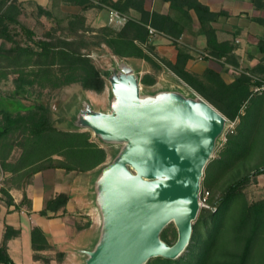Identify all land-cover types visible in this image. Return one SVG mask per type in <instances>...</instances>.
<instances>
[{"label":"trees","instance_id":"trees-1","mask_svg":"<svg viewBox=\"0 0 264 264\" xmlns=\"http://www.w3.org/2000/svg\"><path fill=\"white\" fill-rule=\"evenodd\" d=\"M30 1L34 0H0V82L13 76L12 89H0V168L6 176L1 190L6 203L12 202L4 188L8 183L22 182L19 187L23 201L28 200L30 208L26 188L35 173L57 168L67 173H82L107 161L109 151L93 140L91 132L58 126L50 98L55 91L75 83L85 90L104 91L106 80L93 54L109 50L121 58L147 61L152 71L142 76L144 85H155L158 74L167 67L230 121L239 120L237 129L227 135L219 158H213L205 167L202 183L211 193L207 198L210 207L200 208L186 249L177 258L158 256L146 264H264V197L250 200L245 191L252 179L264 173V165L252 172L243 168L238 177L231 175L239 159L249 157L254 132L259 129L257 118L262 105L257 104L252 110L245 105L253 98V84L258 83L248 73L264 80V37L256 44L261 53L258 63L242 68L235 61L234 65L241 72L228 83L213 69L208 68L202 74L188 70L186 63L191 56L180 47L176 62L160 58L163 65L152 56L154 51L149 44L147 48L141 45L149 42L148 25L178 39L194 12L206 36L209 55L231 61L236 49L234 40H218L214 26L219 17L229 15L224 9L211 10L200 0H162L169 3L171 10V14H162L147 10L145 0H66L80 5L82 10L93 6L115 9L128 17L125 24L118 26L120 28L112 24L91 28L85 25L86 17L82 12L68 15L65 23L56 18L50 7L38 3L37 22L46 17L53 19L57 26L49 28L44 36H36L34 27L21 19L27 10L25 3ZM250 2L255 9L264 12V0ZM255 20L264 25V16ZM14 105L17 107L11 109ZM260 145L264 148L263 138ZM228 179L229 183L221 187ZM70 198L69 192H58L45 199L39 212L46 217L61 215L67 211ZM89 224V221L77 224V229L81 231ZM20 234V228L5 224L0 264H18L9 253L8 242ZM161 238L171 245L177 241L178 231L173 222L162 230ZM31 246L35 260L45 264L52 260L57 264L65 261L66 251L52 244L37 225L31 229Z\"/></svg>","mask_w":264,"mask_h":264},{"label":"water","instance_id":"water-1","mask_svg":"<svg viewBox=\"0 0 264 264\" xmlns=\"http://www.w3.org/2000/svg\"><path fill=\"white\" fill-rule=\"evenodd\" d=\"M105 52L109 58L99 67L109 82L108 106L93 108L85 98L58 125L91 132L109 151L92 170L89 201L100 221L94 245L79 250V264L177 258L189 244L205 167L229 119L177 76L171 86H146L140 60L135 68L131 59ZM172 222L178 238L171 245L161 232Z\"/></svg>","mask_w":264,"mask_h":264},{"label":"crops","instance_id":"crops-1","mask_svg":"<svg viewBox=\"0 0 264 264\" xmlns=\"http://www.w3.org/2000/svg\"><path fill=\"white\" fill-rule=\"evenodd\" d=\"M27 1V0H23ZM38 1L39 4L48 7L47 3L49 0H34ZM96 1V0H95ZM201 2L209 5L211 10L219 11L224 9L228 11V16H221L219 19L214 22V26L217 30L218 40H234V44L236 45V49H234L233 54L231 56V61H227L226 57L215 58L209 55V52L206 50V36L202 33L199 21L196 15L193 13V19L191 21L186 22V30L185 32L177 39L165 33L162 30L154 27L157 31L155 34L149 35V42L141 43L143 48H147L149 44L154 54L152 56L157 59L161 64L162 61L160 58H167L172 62H176L177 55L179 51V47L190 54V58L186 63V68L194 73L202 74L206 69H213L219 74L222 75L223 79L226 82H231L236 77L237 70L239 68L235 66V61H237L240 65L244 66H254L258 63L261 58V53L257 51L256 44L260 37H264V28L262 30H256L253 32H249L246 24H239L234 22L238 20L236 15H239L241 11L244 10L242 7L241 0H200ZM246 1V0H244ZM57 2L56 5L59 10L67 11V7L72 9V13H78V9H81V6L78 4L68 3L66 0H55ZM248 3L251 2L247 1ZM145 8L149 11H158L162 14H171V10L169 9V3L162 0H145ZM250 8V7H249ZM248 8V9H249ZM99 8H97L98 10ZM109 10L107 8L99 9L97 12L89 11L88 16L95 22V19H99V14L104 18L105 24L109 23ZM68 14V13H67ZM260 16L254 15L252 18H257ZM264 16V15H263ZM22 19V16H21ZM244 20V18H241ZM118 27V26H115ZM249 35L251 39L249 42H245L243 44L241 39L244 36ZM242 37V38H241ZM248 38V37H247ZM258 38V39H257ZM176 40V41H173ZM236 39V40H235ZM256 39V40H255ZM249 40V39H248ZM238 43H237V42ZM179 44V45H178ZM178 45V46H177ZM129 59H137L140 60L144 72H150L151 70L148 68L146 64L147 61L144 59L131 57ZM243 63V64H242ZM164 65V64H163ZM243 68V66H241ZM171 72V71H170ZM172 73V72H171ZM173 74V73H172ZM175 75V74H173ZM257 104H261L262 108L259 111L257 120L260 122L258 128L254 132V137L252 139L251 148L248 150L249 157H245L243 159H239L234 168L232 169L231 175L238 177L240 174L239 170H248L250 171L253 167L257 168L259 166L264 165V148L261 149L260 139H264V97L255 101L254 107ZM236 125L239 123L237 119L235 121ZM251 123L249 124L250 127ZM237 129V128H235ZM247 154V155H248ZM220 156V155H219ZM219 156L217 158H219ZM4 171V170H3ZM7 175L10 174L7 172ZM78 178V175L75 172H65L64 169H46L40 172L35 173L33 176L32 182L27 186L26 193L27 198L31 200V207L29 208L28 200L23 201V191L19 187L22 185V182H19L15 185L12 183H8L4 186L6 190H8L11 196V204H7L5 198L2 196V190L0 191V242L3 238V233L5 229V224H10L15 228L21 229V234L17 237H14L9 240V253L11 255V247L13 246L16 251L19 248V238L21 237L24 231L23 224V215H27L28 220L31 224V229L33 226H39L43 229L48 239L54 244L56 247L61 248V243L67 237V226L69 225V221L71 220V215L73 214V206L76 205L74 201V197L72 194V179ZM258 181L262 183L260 185H264V173L257 176ZM58 192H69L71 194V198L67 203V211L61 215H57L54 217H46L40 214V210L45 205V199L50 198L54 194ZM68 224V225H67ZM31 232V230H30ZM16 246V247H15ZM32 247V246H31ZM63 250V249H62ZM65 251V250H64ZM66 256L68 258V253L66 251ZM12 257V255H11ZM32 257H33V249H32ZM13 258V257H12ZM14 260V259H13ZM34 262H41L39 260H35ZM15 261V260H14ZM16 262V261H15ZM56 262L52 260L49 264ZM18 264H25L24 262H17ZM57 263V262H56ZM65 263V261H64ZM63 263V264H64Z\"/></svg>","mask_w":264,"mask_h":264},{"label":"rangeland","instance_id":"rangeland-1","mask_svg":"<svg viewBox=\"0 0 264 264\" xmlns=\"http://www.w3.org/2000/svg\"><path fill=\"white\" fill-rule=\"evenodd\" d=\"M247 1H250V0H246V1L241 0V3H242L241 5L244 8V10L241 11L239 15H236V17H238L237 21H235V19H232V20L239 24L245 23L246 24L245 26H247V29L249 30V32H253L258 29L262 30V27L264 28V25L261 22L255 20V18H252V16L258 15V14H260V16H263L264 12H261L260 10L255 9L253 5L252 4L250 5V3H248ZM92 2H95V0H92ZM37 4H38V1L37 2L30 1V2L25 3L27 10L22 15V20L28 26L34 27L36 36H44L45 32L49 28H52L53 26H55L56 23H54L53 19H48L46 17H43L44 18L43 21L37 22L36 17H35L36 15L35 9H36ZM56 5H59V4H57L55 0H49V3H47V6L53 10L56 18L61 19L66 23L68 21V17L74 14L72 13L73 12L72 9L70 7H67L66 9L67 11L63 12L61 11V9L59 10V8H57ZM98 10H97V7L93 6L86 10H82V7H81V9L80 10L78 9L77 11L85 14V17H86L85 25L91 28H99L101 26L108 24V23L105 24V21L102 15L99 14L100 15L99 19L94 18L95 22L93 21V19L90 20L88 16L89 11L97 12ZM241 18H244V20ZM117 28H120V27H117ZM250 40H253V38L251 39V37L247 35L241 39V42L245 44L246 41L249 42ZM105 53L106 52L104 51L101 54H96V53L93 54L94 56L93 58L95 59L96 63L101 67L104 66L105 61L109 58L107 55H105ZM128 62L133 67L135 68L138 67L137 59H131V60H128ZM146 65L152 71L150 64H146ZM241 66H243V68L246 67L244 65H241ZM237 72H241V69L237 70ZM12 77L13 76L11 75L9 77V80L6 82H0L1 90H11L12 89ZM175 81L176 79L174 75L170 72V70H168L167 67H165V70H163L162 72L158 74V82L154 86L155 87L171 86L175 84ZM107 82L108 80L106 81V87L104 91H102L101 93H96L91 90H85L78 83L65 86L62 89L55 91L50 98V102L53 107L54 118L56 120V123L61 126L62 124L61 122L62 118H60L61 114L67 113V116L69 118V116L71 115V111L73 110V109L71 110V107L73 105L76 106V104L79 105L82 102V100L85 98H87L90 101L93 108H103V109L106 108L108 106L107 100L109 96V90H108L109 82L108 83ZM147 89L150 90V88H147ZM263 97H264V94L253 95V98L248 100L245 106L249 107L252 110L254 108L255 101ZM15 107H17V105H14L13 108L11 109H14ZM235 128H236V123H232V126H231V123L229 120V123L225 129V132L220 137L217 147L214 150L213 155L211 159L209 160V162L213 158H217L220 155L219 153L226 143L227 135L230 132L235 131L236 130ZM92 138L93 140L98 142L100 145H102L98 141V139H96L93 135H92ZM253 170H256V168L253 167L250 171L252 172ZM205 172L206 170L204 171V174L201 180L202 194L205 190H207V188H205L202 183L203 178L205 176ZM76 174L78 175V178L76 177L72 179V182H71V184H73L72 194L74 197V201L76 202V205L73 206L74 211H73V214L71 215V218H70L71 220L69 221L70 226L66 227L67 237L60 244L61 248L67 251L68 253V258L66 256L64 264H79L80 262H82L83 255L80 253L79 250H81V248H91L94 245L95 241L97 240L98 231L96 228H93V227L98 226L99 221H100V215H99L98 209L96 208V206H94V204H91L89 201V198L92 197V192H89L88 190H89L90 184L92 183L95 177V173L92 170H90L87 172L76 173ZM229 180L230 179L224 180V182L221 184V187L226 186L229 183ZM261 183L262 181H260V184ZM260 184H259L258 177H257L256 179H252L246 186L245 191L250 200L259 199V198L264 197V185H260ZM210 194L211 193H209L208 198ZM202 200L206 204H201V207H210L208 203V199L206 201L205 199H202ZM89 204H91L90 206L91 208L88 207ZM22 219H23V224L25 225L24 226L25 228H24V231L21 237L19 238L20 245H19L18 251L15 250V248L13 247L14 245L11 247V255L16 262H21V263L24 262L25 264H42L41 262L38 263V262H34L33 260L32 247H31V232H30L31 224L28 220L27 215L25 216L23 215ZM88 221L90 222V224L85 229L81 231L77 229V224L83 225V224H86ZM52 264H57V263L54 262Z\"/></svg>","mask_w":264,"mask_h":264},{"label":"built area","instance_id":"built-area-1","mask_svg":"<svg viewBox=\"0 0 264 264\" xmlns=\"http://www.w3.org/2000/svg\"><path fill=\"white\" fill-rule=\"evenodd\" d=\"M127 20H128V17L125 14L119 12L118 10H115V9L109 10V23L112 24L113 26H122L123 24L126 23ZM148 29H149L150 34H155L157 31L151 25H148ZM248 74L251 75L255 80L258 81V83L255 82V84H253V86H252V95L264 94V80H261L260 77L252 75L250 73H248ZM235 121H230L231 126H232V123H235ZM5 177H6L5 172L3 171L2 168H0V191L4 185ZM208 195H209L208 190H205L203 192V194H202V191L200 190V202H201V204H206V203H204V201L202 199H205V201H206L208 198Z\"/></svg>","mask_w":264,"mask_h":264}]
</instances>
